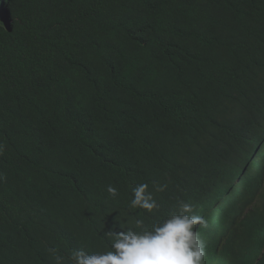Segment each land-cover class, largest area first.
I'll return each mask as SVG.
<instances>
[{
  "label": "trees",
  "instance_id": "obj_1",
  "mask_svg": "<svg viewBox=\"0 0 264 264\" xmlns=\"http://www.w3.org/2000/svg\"><path fill=\"white\" fill-rule=\"evenodd\" d=\"M140 183L168 184L154 214ZM179 200L206 264H264V0H0V264L109 251L118 212Z\"/></svg>",
  "mask_w": 264,
  "mask_h": 264
},
{
  "label": "clouds",
  "instance_id": "obj_2",
  "mask_svg": "<svg viewBox=\"0 0 264 264\" xmlns=\"http://www.w3.org/2000/svg\"><path fill=\"white\" fill-rule=\"evenodd\" d=\"M260 143L261 138L254 148ZM167 187V183H157L150 190L147 183L138 184L132 189L133 198L128 207L154 214L159 208L155 193L164 192ZM107 192L112 198L119 194L112 185H108ZM177 209L150 227L144 225L143 219H136L134 224L128 225L127 216L116 218L118 212L113 226L104 232L111 240L109 251L89 253L76 249L67 260L56 254L54 248L49 252L53 254L55 264H206L207 243L197 226L207 228V220L196 214L193 205L184 200L177 202Z\"/></svg>",
  "mask_w": 264,
  "mask_h": 264
},
{
  "label": "water",
  "instance_id": "obj_3",
  "mask_svg": "<svg viewBox=\"0 0 264 264\" xmlns=\"http://www.w3.org/2000/svg\"><path fill=\"white\" fill-rule=\"evenodd\" d=\"M5 25L9 28V21L5 20Z\"/></svg>",
  "mask_w": 264,
  "mask_h": 264
}]
</instances>
